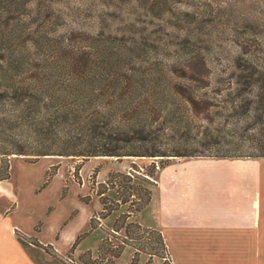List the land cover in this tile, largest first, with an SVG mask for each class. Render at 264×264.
<instances>
[{
    "label": "trees",
    "instance_id": "trees-1",
    "mask_svg": "<svg viewBox=\"0 0 264 264\" xmlns=\"http://www.w3.org/2000/svg\"><path fill=\"white\" fill-rule=\"evenodd\" d=\"M98 65L91 59L0 60V155L154 157L161 160L159 168L174 157L264 158L263 65L232 64L220 69L230 71L229 77L212 78L208 62H186L172 87L150 76L153 70L139 76L141 70L133 66L120 67L118 84L112 79L118 69L107 68L109 84H101L105 73ZM107 88L115 91L109 98L103 97ZM9 169L7 164L0 180L9 177ZM110 176L106 185L117 188L118 206L131 201L125 193L136 178L133 171ZM145 177L137 176L148 181ZM151 197L148 189L136 213ZM133 211L121 214L100 243L98 257L86 255L85 264H117L126 245L136 249L132 264L140 252L170 261L162 232L129 221ZM90 226H99L98 219L92 217ZM138 238H147L142 247Z\"/></svg>",
    "mask_w": 264,
    "mask_h": 264
},
{
    "label": "rangeland",
    "instance_id": "rangeland-1",
    "mask_svg": "<svg viewBox=\"0 0 264 264\" xmlns=\"http://www.w3.org/2000/svg\"><path fill=\"white\" fill-rule=\"evenodd\" d=\"M68 59H91L100 64L99 72L105 73L101 84H109L107 68L118 69L119 75L112 77L118 84L123 79L120 67L133 66L141 70L139 76L145 75L144 70L146 74L153 70L150 76H157L161 83L172 82V87L180 81V67L202 60L210 64L212 78H226L230 71L220 69L232 64L264 66V0H0V60ZM114 93L107 88L103 97ZM182 159L190 158L174 157L159 168L161 160L154 157L46 155L29 159L0 155V177L10 164L9 177L0 180V208L11 210L20 205L15 216L25 229L38 232L39 221H60L67 214L66 222L79 204L92 200L100 206L97 195L104 192L99 200L107 205L93 215L104 226L103 214L121 206L117 188L106 183L112 173L131 170L136 178L125 193L131 201L104 220L114 226L122 211L131 209L136 215L137 201L147 197L148 189L153 193L161 171ZM254 166L264 169V162L258 160ZM135 241L142 247L147 238ZM80 250L73 252L68 246L61 256L67 264H76ZM132 252L117 263L131 264ZM148 258L141 254L138 264H149ZM164 263L173 264L171 256L170 261L154 258V264Z\"/></svg>",
    "mask_w": 264,
    "mask_h": 264
},
{
    "label": "crops",
    "instance_id": "crops-1",
    "mask_svg": "<svg viewBox=\"0 0 264 264\" xmlns=\"http://www.w3.org/2000/svg\"><path fill=\"white\" fill-rule=\"evenodd\" d=\"M258 160L264 162L212 157L171 162L161 171L150 202L128 219L160 230L173 264H264V169H255ZM104 195H97L100 206L92 200L79 204L66 222L67 214L60 221H39L38 232L25 229L15 216L20 205L0 208V264H67L61 253L68 246L73 252L81 249L76 264H85L84 254L97 258L100 243L113 230L104 220L124 206L105 217L104 226L91 229L95 212L104 210L99 200ZM133 250L134 256L136 249L126 245L119 258ZM141 254L154 264L157 256L145 252L137 264Z\"/></svg>",
    "mask_w": 264,
    "mask_h": 264
}]
</instances>
